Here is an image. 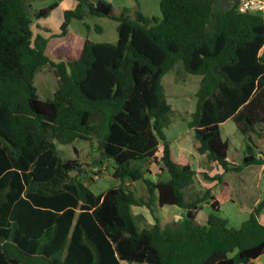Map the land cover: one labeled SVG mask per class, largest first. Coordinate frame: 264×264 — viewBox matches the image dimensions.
<instances>
[{
    "label": "trees",
    "instance_id": "obj_1",
    "mask_svg": "<svg viewBox=\"0 0 264 264\" xmlns=\"http://www.w3.org/2000/svg\"><path fill=\"white\" fill-rule=\"evenodd\" d=\"M76 1L60 33L44 38L34 36L32 19L46 18L57 3L32 15L27 0H0V264H252L264 255V201L239 228L196 222L203 204L212 200L218 210V201L211 189L185 198L195 172L172 158L164 135L172 110L161 79L172 70L177 80L200 77L188 128L197 153L223 171L203 175L224 199V173L263 164L250 138L264 137L263 16L240 12L241 0L224 7L219 0H160V19L136 11L131 20L126 8ZM87 17L117 22L116 43L85 39L69 48L68 25ZM55 40L50 54L58 63L47 55ZM45 66L58 85L42 101L33 80ZM227 120L245 137L239 166L227 160L229 143L220 135ZM93 139L120 181L99 195L80 181L81 164L62 160L55 147ZM152 162L161 165L154 181L146 178ZM138 182L141 197L130 188ZM164 206L181 208L182 222L162 227L153 208ZM132 208L147 209L154 223L138 231Z\"/></svg>",
    "mask_w": 264,
    "mask_h": 264
},
{
    "label": "rangeland",
    "instance_id": "obj_2",
    "mask_svg": "<svg viewBox=\"0 0 264 264\" xmlns=\"http://www.w3.org/2000/svg\"><path fill=\"white\" fill-rule=\"evenodd\" d=\"M64 0H35L32 6L36 11L45 8L53 3H58L62 7L65 6ZM109 3V0H101ZM139 2V9L136 8L135 0H112L110 4L116 13H120L123 8H126L127 16L131 19H135V12L139 11L143 16L147 18H161V12L159 9L160 0H137ZM69 2V1H67ZM229 3V0H219V6L224 7ZM264 18V10L259 11ZM30 14L32 12L30 11ZM50 21L52 25L49 28H55L62 21L61 10L54 13ZM98 28L100 30H98ZM117 22L108 18L87 17L83 21L72 20L69 26V30L76 34V41L89 40L92 43H110L114 44L117 41ZM52 43V42H51ZM51 47L47 50V55L50 56L52 61L58 63L59 60L52 57ZM175 70H172L165 74L161 79V85L163 87L164 95L167 103L170 105L172 115L170 117V125L164 129V135L168 142L171 143V147L174 150L173 159L178 164H186L188 159L183 157L177 159L176 157V145L178 143H184L187 145V139H191L195 142L194 133L188 128V121L191 113L196 109V92L199 86L200 77L194 75H187L186 79L177 80L175 77ZM34 87L36 88V94L42 101L52 99L54 92L57 89L58 77L56 71L50 67L45 66L40 68L33 80ZM220 134L222 139H230L232 144L237 149V154L241 157L242 152L245 149L246 141L243 140V136L236 130L234 124L231 121H226L220 126ZM192 137V138H191ZM251 138L258 144L261 151L264 147H261L262 141L255 135L251 134ZM56 152L59 158L62 160L76 159L82 166L84 173L79 176V179L84 183L87 188L95 195H99L107 191L112 187L120 185V181L112 177L114 164L110 160L104 159L97 149L96 140L91 142H85L76 140L71 145H59L56 144ZM260 151V153H261ZM264 152V151H263ZM160 156V151L157 153V158ZM263 157V156H262ZM240 159V158H239ZM158 162L145 167L150 170V173L146 175V178L156 180L159 172ZM213 167H216L207 159L203 160L198 166L200 174L194 177V182L191 188L185 193V198L188 199L189 195L193 192L205 191L211 189L212 196L218 201V210L211 208L209 204H203L202 209L196 214V222L199 224H205L208 218L214 220H226L228 227L239 228L241 224L246 221L249 214L258 203L264 201V168L261 170L260 166H248L243 168L241 172H227L223 174V180L229 186V192L224 201H221L218 197L219 189L215 182H211L207 177H210V173H215ZM219 171H223L219 168ZM207 173V177L203 174ZM76 173H72L75 176ZM78 175V174H77ZM134 190L138 197H141L145 191L142 183L138 182L130 187ZM154 213L159 218L160 225L162 227L166 225L180 224L183 220V210L176 206L154 207ZM132 215L134 224L138 231L147 228L154 223L151 214L147 211L146 217L150 222H147L140 208H132ZM260 215L264 216L263 213ZM123 264H128L124 262ZM252 264H264V258L261 257L255 260Z\"/></svg>",
    "mask_w": 264,
    "mask_h": 264
},
{
    "label": "crops",
    "instance_id": "obj_3",
    "mask_svg": "<svg viewBox=\"0 0 264 264\" xmlns=\"http://www.w3.org/2000/svg\"><path fill=\"white\" fill-rule=\"evenodd\" d=\"M29 5H30V11L32 12V15L36 12L35 9L32 8L33 4H34V1L35 0H27ZM65 6L62 7L61 3L58 4L57 3V7L49 14V16H47L46 18H41V19H37V18H33L32 19V24H31V29H32V32L35 35H41L43 36L44 38H49L50 36L52 35H56V34H59L60 33V29H61V25L63 23V13L65 11H68V10H73L77 4V1L76 0H64L63 2H65ZM69 1V2H67ZM91 1H97V0H91ZM112 0H109L110 4H112L111 2ZM263 5H264V0H261ZM58 10H61V13H62V21L57 25V27L55 26V28H49V25H52L51 21H50V18L51 16L56 13ZM71 23V22H70ZM69 26L70 24L68 25L67 27V32L69 33V35L71 36V40H69L68 42H66L65 44L71 48V49H77V48H81L83 46V43L85 40H79L78 42L76 41V34H73L70 30H69ZM58 44V41L55 40L52 42V44L50 43L49 44V48L51 47V49L53 47H55L56 45ZM264 50V46L262 47L261 49V52ZM228 121V120H227ZM231 121V120H229ZM232 122V121H231ZM225 123V122H224ZM223 124V123H222ZM220 124V126L222 125ZM220 126H219V130H220ZM236 128V127H235ZM237 130V129H236ZM221 135V134H220ZM194 137V134L192 135ZM192 138V137H191ZM222 138V137H221ZM245 140V137H243ZM250 138H251V135H250ZM259 138V137H258ZM262 143H261V147H264V137L263 138H259ZM224 140H227L228 143H229V149H228V153H227V160L235 165V166H239L241 165L242 163V160H243V152H242V156L240 157L238 154H237V149L235 148V146L232 144V141H230V139H224ZM251 141L252 143L254 144L256 150H255V153L257 155L258 158L262 159L263 160V164L262 165H253V166H260L261 167V170H263L264 168V150L261 151L260 147L258 146V144L254 141V139L251 138ZM187 145L186 144H182V143H178L176 145V157L177 159H182L183 157H186L188 159V162L186 164L190 165L192 170L195 172V176H198V174H200V170L198 168V166L201 164V162L206 158L205 155H200L197 153L196 151V143L191 140V139H187ZM170 143V142H169ZM170 148H171V154H172V158H173V155H174V150L172 149L171 147V143H170ZM159 151H161V148H159ZM261 151V153H260ZM263 156V157H262ZM240 158V159H239ZM174 160V159H173ZM175 161V160H174ZM184 165V164H183ZM246 168V167H244ZM213 170L215 173L211 174L210 173V177L214 176L215 174H221V172L219 171V167H213ZM243 170V168L238 171V172H241ZM224 181V180H223ZM227 184V183H226ZM228 186V184H227ZM219 189V188H218ZM214 192V191H213ZM211 191V195L213 193ZM228 192H229V186H228V190H227V193H226V196L224 197V199H220L221 201H224L228 195ZM220 193V191L218 192ZM218 197H219V194H218ZM218 206H219V203H218ZM165 207V206H164ZM136 209V208H134ZM141 209V213L143 214V217L144 219L147 221V222H150V219L148 220V217H146V212L148 211L147 209L145 208H140ZM263 213V210L262 212ZM258 221L264 225V216L260 215L258 217ZM162 226V225H161ZM264 258V255L261 256ZM259 257V258H261ZM257 258V259H259ZM256 259V260H257ZM124 262H122L123 264Z\"/></svg>",
    "mask_w": 264,
    "mask_h": 264
},
{
    "label": "built area",
    "instance_id": "obj_4",
    "mask_svg": "<svg viewBox=\"0 0 264 264\" xmlns=\"http://www.w3.org/2000/svg\"><path fill=\"white\" fill-rule=\"evenodd\" d=\"M264 5L261 0H241L239 5L240 12L263 11Z\"/></svg>",
    "mask_w": 264,
    "mask_h": 264
}]
</instances>
